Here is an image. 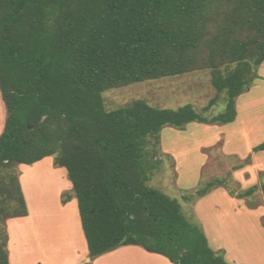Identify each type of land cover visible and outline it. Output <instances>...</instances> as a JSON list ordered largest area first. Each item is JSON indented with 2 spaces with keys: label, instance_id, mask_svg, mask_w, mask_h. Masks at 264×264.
<instances>
[{
  "label": "trees",
  "instance_id": "trees-1",
  "mask_svg": "<svg viewBox=\"0 0 264 264\" xmlns=\"http://www.w3.org/2000/svg\"><path fill=\"white\" fill-rule=\"evenodd\" d=\"M263 63L264 0H0V264L6 222L27 215L18 167L44 158L66 171L90 261L137 246L172 264H229L176 199L148 185L158 165L149 147L165 127L232 124ZM200 70L215 90L201 112L142 100L105 109L108 90ZM221 95L223 112L207 116ZM261 152L264 142L184 199L264 195L263 173L259 186L230 187Z\"/></svg>",
  "mask_w": 264,
  "mask_h": 264
},
{
  "label": "rangeland",
  "instance_id": "rangeland-1",
  "mask_svg": "<svg viewBox=\"0 0 264 264\" xmlns=\"http://www.w3.org/2000/svg\"><path fill=\"white\" fill-rule=\"evenodd\" d=\"M257 81H255L249 92L236 100V105L238 106L236 108L239 110L238 119L245 121L241 133H236V135L229 137L227 130L230 128L226 125L190 123L183 130L171 127L163 128L159 134L158 143L149 147L158 165L150 176L148 185L168 197L176 199L185 218L196 225L201 226L199 218H214L216 214H220L219 212H222L223 216L229 217H243L247 213L245 208L241 207L242 203L240 201L227 196L219 199L220 203H218L216 196L225 195L222 190L213 191L216 192L215 196L202 202V205L198 206L197 210L194 207L200 199H193V201L188 202L184 197L200 188L208 179L223 178L234 165L240 164L255 146L264 142V85ZM214 96L215 90L211 85L209 70H200L177 77L146 81L111 89L102 94L105 109L108 111L128 106L135 100H142L150 106L166 109H176L190 104L197 112H201L203 107ZM244 97H246V100L251 98L249 100L250 103L245 104L243 102ZM223 110V96L221 95L215 106L207 113V116H215L222 113ZM5 119L6 109L0 96V134L2 133ZM253 158L254 155L252 156L251 164L241 170L243 172L237 176V179L234 174L231 176V181L233 182L230 187L235 193L246 190L253 185H260L259 175L260 173L264 174V154L256 156L257 159L255 161ZM48 161L51 164L49 167L52 171L50 172L47 168L48 171L46 172L51 174L43 172L41 166L33 165L27 167L22 165L19 167L22 176H25L27 185L25 198L29 200V220L21 225L24 230L27 228L31 240L34 239L35 234L39 237L38 241L44 240L43 242H45L46 240L51 244L61 246L63 243L66 244L65 224L60 220L62 213L61 197L65 198L67 194H71V191L61 190L64 186L59 181L57 187L54 184L55 182L48 181V179H52V172H56L65 177L64 180L68 185L70 183L67 180L65 170L54 167L51 158H48ZM35 172L40 174L37 176ZM45 176H51L52 178ZM46 178L47 183L41 182L46 180ZM53 180L57 182V179L53 178ZM51 186L53 189H50ZM61 191L65 192L61 193ZM223 199L226 201H221ZM243 201L245 206H252L255 209H249L251 210L248 214L250 222L239 220L235 227L247 233L248 229L258 225L257 221L258 223L262 222L264 226V195L262 192L258 190L250 198H246ZM259 208L262 209L260 212L258 211ZM261 213H263L262 218H260L262 220H259ZM236 239L228 241L224 239L228 245H235V250L232 254L235 258L234 260L242 264H264V235L262 232L254 235L248 234L247 238L242 236ZM30 242L26 241L25 247H28V249L32 248V243ZM220 242L223 246L222 239ZM214 246L211 243V247L214 248ZM80 260L79 264H92L94 262V260L87 261L83 258H80Z\"/></svg>",
  "mask_w": 264,
  "mask_h": 264
},
{
  "label": "crops",
  "instance_id": "crops-1",
  "mask_svg": "<svg viewBox=\"0 0 264 264\" xmlns=\"http://www.w3.org/2000/svg\"><path fill=\"white\" fill-rule=\"evenodd\" d=\"M258 75L260 79L257 81L258 83H261L264 85V63L260 66ZM244 95V94H243ZM251 99V98H250ZM246 100V97H244L243 102L245 104L250 103L249 100ZM237 106V105H236ZM238 107V106H237ZM238 116L236 120L228 126L227 135L231 137L232 135H236V133H241V130L243 128V125L245 121L239 120V110L237 109ZM264 154V152L258 153L254 155V161L257 159L256 156ZM52 159V158H51ZM53 161V160H52ZM36 166H41L43 168V172L45 171H52L50 169V163L48 161V158H44L43 160L33 164ZM31 165V166H33ZM22 166V165H20ZM19 166V167H20ZM25 166V165H23ZM54 166V165H53ZM18 167V168H19ZM28 167V166H27ZM55 167V166H54ZM48 168V170H47ZM58 168V167H56ZM63 169V168H61ZM20 171V169H19ZM48 172V173H50ZM66 172V171H65ZM243 171H238L234 173V177L237 179V176L242 174ZM47 173V174H48ZM53 173V178L57 179V181L60 182L62 187L61 190L65 191H71V184L68 185V183L64 180V176L57 174L56 172ZM40 173L38 172L37 176ZM51 174V173H50ZM36 175V174H35ZM67 175V174H66ZM36 176V177H37ZM254 179V177H253ZM252 179V180H253ZM68 180V179H67ZM22 181V182H21ZM19 183L20 187L24 196V200L27 207V215L25 217L20 218H14L10 219L6 222L7 227V233H8V261L9 264H79L80 258L89 261L88 258V251H87V245L85 238L82 233L79 214L77 210V204L76 200L73 198L72 194H67V196L64 198L66 199V202L63 204L61 202V217L60 220L65 224L64 230L66 232L65 234V243L63 245L58 246L51 244L49 241L45 242L38 241L39 237L38 235L34 234V239L31 240V236L29 232L27 231V228L25 230L22 228V223L29 220L28 216V205L29 200H26L25 193L27 190V185L25 183V176H22V173L20 172L19 176ZM64 183V184H63ZM70 183V182H69ZM217 190V189H216ZM218 190H222L223 194L225 195H217V202H219V199L226 198L224 196H227L231 199L240 201L242 203V208H245V211L247 212L246 215L243 217H229L224 215L222 212H219L220 214H216V216L213 218H199L201 222V228L208 240V243L211 247V243L214 244L213 250H220L222 249L224 251V258L229 263H236V264H242L237 262V260H234V256L232 255L234 252V244H227L226 241L241 238L244 236L247 238L248 234H255L258 232H262L264 235V226L262 225V222L258 223L256 227L248 229L247 233L241 231L235 227V225L239 222V220H245L246 222H250V216L248 208H246L245 203L243 200H238L235 198L230 197L224 189L219 188ZM61 191V193L65 192ZM215 191V190H214ZM218 192V191H217ZM225 192V193H224ZM216 192H211L207 196L201 198L197 201V204L195 205V209L197 210L198 206L202 205V202L207 201L208 198L214 197ZM222 194V193H221ZM62 196V194H61ZM62 201V197H61ZM214 201V200H213ZM226 201V200H221ZM28 203V204H27ZM244 206V207H243ZM202 208V207H201ZM247 209V210H246ZM262 209L259 208V212ZM254 211V210H253ZM263 213H261L259 220H262ZM198 215V214H197ZM17 223V224H16ZM248 224V223H247ZM223 234V235H222ZM221 239L223 240V246L220 244ZM224 239L226 241H224ZM238 240V239H236ZM26 241H31L32 248L28 249L26 246ZM241 246V245H240ZM239 247V246H238ZM237 247V248H238ZM242 248V246H241ZM244 249V248H243ZM25 253V255H24ZM63 257V258H62ZM63 259V260H62ZM80 260V261H79ZM31 261V262H30ZM102 262V263H101ZM92 264H172L170 263L165 257L157 254H151L145 252L143 249L137 246H125L120 247L110 253H107L105 255H102L94 260Z\"/></svg>",
  "mask_w": 264,
  "mask_h": 264
},
{
  "label": "bare ground",
  "instance_id": "bare-ground-1",
  "mask_svg": "<svg viewBox=\"0 0 264 264\" xmlns=\"http://www.w3.org/2000/svg\"><path fill=\"white\" fill-rule=\"evenodd\" d=\"M36 172H37V171H36ZM36 172H35V173H36ZM46 173H47V172H46ZM36 174H37V173H36ZM49 174H50V173H49ZM46 175H47V174H46ZM45 177H51V176H45ZM51 178H52V177H51ZM43 181L46 182V183H47L48 181H51V182L53 181V182H55L54 184H56L55 186L58 187V185H57L58 181L56 182L55 180H53V178L50 179V180L48 179V181H47V178H46V180H42L41 182H43ZM44 182H43V183H44ZM51 182H49V183H51ZM49 183H48V184H49ZM41 184H42V183H41ZM44 184H45V183H44ZM54 184H53V185H54ZM38 186H39V185H38ZM55 186H54V187H55ZM41 188H42V187H41ZM48 188H49V187H48ZM50 189H53L52 186L50 187ZM49 192H50V191H49Z\"/></svg>",
  "mask_w": 264,
  "mask_h": 264
}]
</instances>
